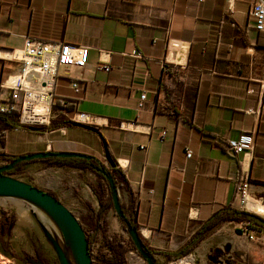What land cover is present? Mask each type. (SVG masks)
<instances>
[{
	"label": "crops",
	"instance_id": "1",
	"mask_svg": "<svg viewBox=\"0 0 264 264\" xmlns=\"http://www.w3.org/2000/svg\"><path fill=\"white\" fill-rule=\"evenodd\" d=\"M252 2L0 0V83L17 69L11 50L22 49L27 35L88 47L84 67L59 68L55 97L100 118L99 131L128 189L116 184L121 207L157 253L189 243L217 211L241 210L243 175L264 206V29L254 28ZM62 120L55 113L47 130L17 131L3 144L15 154L44 149L104 157L95 135L73 125L63 133ZM241 133H252L254 145L234 152L227 141ZM23 168L34 185L65 198L69 190L58 182L81 189L92 215L99 201L90 185L107 196L105 180L93 171L41 160ZM39 171L66 179L41 178ZM106 217L110 234L118 233L122 224L112 208ZM247 223L216 224L190 253L264 264V228L250 223L246 232Z\"/></svg>",
	"mask_w": 264,
	"mask_h": 264
},
{
	"label": "built area",
	"instance_id": "2",
	"mask_svg": "<svg viewBox=\"0 0 264 264\" xmlns=\"http://www.w3.org/2000/svg\"><path fill=\"white\" fill-rule=\"evenodd\" d=\"M250 14L254 19L256 30L264 29V0H253L250 6ZM11 57L18 63L17 69L10 72L0 83V112L17 115L18 127L15 131L24 127H40L47 130L51 124L53 115L63 113L64 125L60 130L64 133L67 125L72 122L98 125L97 116H92L77 109L66 111L64 108L54 109L56 103L62 107L68 103L65 99L58 100L54 94V88L58 76V70L62 66L82 68L87 63L88 47L59 40H42L31 36H25L24 46L20 50H11ZM103 67V65H102ZM107 70L108 67H105ZM71 85L75 91H79L78 81L73 79ZM145 95H142L143 100ZM142 105V103H139ZM132 124V123H130ZM121 127L123 125L121 124ZM165 131L161 132L163 139ZM254 145L252 133H241L236 138L227 141V146L234 152H247ZM141 148H144L142 145ZM187 158L192 151L186 149ZM237 200L242 211H246L264 218V206L258 212L251 209L250 205H259L258 199L252 196L251 184L248 176L243 175L238 181ZM244 231L248 229L244 226Z\"/></svg>",
	"mask_w": 264,
	"mask_h": 264
},
{
	"label": "rangeland",
	"instance_id": "3",
	"mask_svg": "<svg viewBox=\"0 0 264 264\" xmlns=\"http://www.w3.org/2000/svg\"><path fill=\"white\" fill-rule=\"evenodd\" d=\"M58 117L59 115L56 118ZM4 142L5 139L0 138V153L5 151H8L7 153H13V151H9L5 148L6 145L3 144ZM5 163H7V161L0 158V165ZM10 175L14 178L32 184H35L36 181L33 175L29 174L23 166L18 172L11 173ZM73 175L75 174H72V176ZM37 176L46 179L54 178L57 181H63L66 179L64 174H60L58 172L45 175L44 172L39 171ZM58 184L59 186H63L64 189L67 188V190H69L67 198L60 195L58 190L57 193L51 189H46V191H50L55 194L58 199H62L65 202L64 204L77 217L84 230H88L92 222V217H94V214L92 215L89 211L88 199L83 198L82 200L80 198L83 193L81 189L74 186L71 187L70 184H66V182H58ZM90 189L93 191L91 185ZM87 190L89 189L87 188ZM83 206H87L86 208L88 210H84L82 208ZM22 213H24L25 216L24 220L21 218ZM51 220L54 221L45 210L32 202L17 197L0 196V244L5 250L10 251L14 255L12 259H9L0 252V264H17L18 259L33 264H60L51 238H54L59 243L60 247L63 246L65 255L70 264H77L69 242L64 239L58 225L56 224L59 228L60 235L49 226V222H51ZM107 229L109 234L114 231L110 227L108 221ZM113 234L122 235L126 240H128V234L125 232L123 225L122 229L118 233L114 232ZM101 243V238L99 236L95 242L94 251L98 250ZM133 254L136 257L135 264H147L146 260L134 248H129L126 251V264H131L129 257ZM190 254L191 253L189 252L180 258L169 260L167 255L155 253L153 259L155 264H171L172 262L180 260ZM227 258L228 257H202L197 259L196 264H232V259Z\"/></svg>",
	"mask_w": 264,
	"mask_h": 264
},
{
	"label": "trees",
	"instance_id": "4",
	"mask_svg": "<svg viewBox=\"0 0 264 264\" xmlns=\"http://www.w3.org/2000/svg\"><path fill=\"white\" fill-rule=\"evenodd\" d=\"M58 108H64L66 111L75 110L74 105L72 103H67L66 106L62 107V105H60V103L58 102L55 104L54 109H58ZM61 123L64 124L66 122L62 120ZM0 126H1L0 127V138L5 139V141H11L13 139V134L17 132L14 130V128L18 127L16 113L13 112L12 114H8V113L0 112ZM94 127H96L97 130L99 131L98 125ZM21 130L27 131L30 133H39V132H43L45 129L41 128L39 131H31L27 127H24L23 129L18 130V132H20ZM87 132L92 133L93 135L96 136L97 143L101 149V154L104 156L103 143H102L101 137L98 138L97 137L98 133L96 132L89 131V130H87ZM41 151H45V150L42 149ZM7 152L8 151L0 153V158L6 160L8 163L12 162L16 157L21 155V154H15V153H10V152L7 153ZM87 155H90V154H87ZM111 157L113 158L115 162L114 166H111V164L106 160L105 156L102 158H99L95 155H90L89 159L80 158V157H67V158L47 157L45 159H34L30 161H21V162L15 163L13 168L6 172L8 174L16 173L21 169V167L24 164L28 162H34V161L41 160L45 162L46 166H72L76 168L90 170V171L95 172L99 177L105 180L106 185H107L106 186L107 196L104 197L103 192H99L95 188L92 187V190L94 191V193L96 194L98 198L99 207L96 213L94 214V217H92L90 228L88 230H85L86 238L88 242V250L92 257V261L95 264H126V260H125L126 251L129 248L135 249L130 237H128V240H126L122 235L108 233L106 212L109 209L113 208V202L110 196L109 185L104 177V174H108L112 176L116 184L124 185L126 186V189H127V185H125V177L122 171L120 170L118 162L112 155ZM47 192L57 197L52 192L50 191H47ZM258 217L257 215L246 212V211L224 208L221 211H217L214 214L212 220L204 224L196 232L195 236L189 243H187L186 245L178 249L176 252L166 253V255L169 260L177 259V258H180L186 255L187 253L191 252L200 243V241L206 236V234L212 227L226 220H237V221L246 220L248 223L247 225H245V227L248 230H250L251 228L250 223H253L257 226L264 228V224H262L259 221ZM119 220L124 226V228H125V221H130L131 225L135 226V224L131 222L130 217L125 214V212H124L123 217H119ZM99 236L101 238L102 243L100 244L98 250L94 251V245ZM142 242H143L146 252L151 257H154V254L157 252L152 250L143 240Z\"/></svg>",
	"mask_w": 264,
	"mask_h": 264
},
{
	"label": "water",
	"instance_id": "5",
	"mask_svg": "<svg viewBox=\"0 0 264 264\" xmlns=\"http://www.w3.org/2000/svg\"><path fill=\"white\" fill-rule=\"evenodd\" d=\"M71 125L98 133L103 143L104 156L106 160L111 164V166L115 165V162L109 153L106 140L102 136L101 132L97 130L96 127L92 125L81 124L78 122H72ZM28 129L31 131H39L41 128L30 126L28 127ZM47 157H80L89 159L90 155L78 152L52 150L19 155L12 162H7L5 164L0 165V196L21 198L41 207L52 217V219L60 228L64 239L69 242L76 263L93 264L92 257L88 250V242L85 230L80 224L77 217L72 213V211L57 197L48 193L46 190L35 186L32 183L14 178L10 174L6 173L7 171L13 168L15 163L21 161H30L34 159H45ZM104 177L109 185L110 196L113 202V211L117 217H123L124 211L121 207L116 183L112 176L104 174ZM258 218L259 221L264 224V218ZM124 230L128 234V237H130V239L132 240L135 250L146 260L147 264H155L153 257H151L144 248L138 228L136 226H132L130 221H125ZM51 239L57 252L60 264H70L68 258L65 255V252L60 247L59 243L54 238ZM0 252L9 259H12L14 257V255L10 251L5 250L1 246V244ZM17 264L33 263H28L24 260L18 259Z\"/></svg>",
	"mask_w": 264,
	"mask_h": 264
},
{
	"label": "bare ground",
	"instance_id": "6",
	"mask_svg": "<svg viewBox=\"0 0 264 264\" xmlns=\"http://www.w3.org/2000/svg\"><path fill=\"white\" fill-rule=\"evenodd\" d=\"M256 206H259L262 209V207L260 205H250L251 209H253V210H255L254 207H256ZM259 212H261V211H259ZM21 216H22L21 218L24 220L25 219L24 213H22ZM49 226L52 227L53 230H55L60 235L59 228L57 227V225L54 221L51 220V222H49ZM61 247L64 251L63 246H61ZM199 258H202V257H195V253H193V254L188 255V256L180 259V260L174 261L171 264H196V261ZM135 259H136V257L134 254L132 256H130L129 257L130 263L135 264L136 263Z\"/></svg>",
	"mask_w": 264,
	"mask_h": 264
},
{
	"label": "flooded vegetation",
	"instance_id": "7",
	"mask_svg": "<svg viewBox=\"0 0 264 264\" xmlns=\"http://www.w3.org/2000/svg\"><path fill=\"white\" fill-rule=\"evenodd\" d=\"M154 258V257H153Z\"/></svg>",
	"mask_w": 264,
	"mask_h": 264
}]
</instances>
